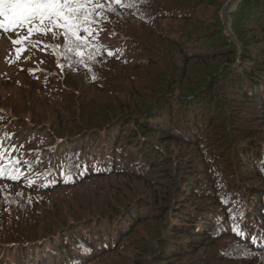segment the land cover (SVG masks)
Listing matches in <instances>:
<instances>
[{
    "label": "trees",
    "instance_id": "obj_1",
    "mask_svg": "<svg viewBox=\"0 0 264 264\" xmlns=\"http://www.w3.org/2000/svg\"><path fill=\"white\" fill-rule=\"evenodd\" d=\"M226 1L104 0L85 63L0 30V264H264V0L240 52Z\"/></svg>",
    "mask_w": 264,
    "mask_h": 264
},
{
    "label": "snow or ice",
    "instance_id": "obj_2",
    "mask_svg": "<svg viewBox=\"0 0 264 264\" xmlns=\"http://www.w3.org/2000/svg\"><path fill=\"white\" fill-rule=\"evenodd\" d=\"M111 2L123 4L124 0H111ZM104 0H0V30L5 33L15 29H27L26 34L16 32V39L12 44L20 45L16 48L17 58L26 50L25 41L33 46H41L43 42L33 40V35H47L52 33L56 38L57 32L63 37V44L66 51L73 53L79 63H85L84 56L90 38L98 30L95 25L100 22L101 13L98 10L105 8ZM83 34V35H82ZM47 48V45H43ZM89 58L92 52L88 51ZM112 56L111 51L107 52ZM58 67L60 65L58 64ZM95 79V77H93ZM6 152L0 144V179L16 181L21 178V161L17 158L14 161H5ZM7 165V167H6ZM29 182L28 186H32ZM232 231L237 236L243 232L236 224V217L233 216Z\"/></svg>",
    "mask_w": 264,
    "mask_h": 264
},
{
    "label": "water",
    "instance_id": "obj_3",
    "mask_svg": "<svg viewBox=\"0 0 264 264\" xmlns=\"http://www.w3.org/2000/svg\"><path fill=\"white\" fill-rule=\"evenodd\" d=\"M243 0H227V2L223 5L220 11V19L222 26L224 28V33L232 39V41L237 44L234 35L231 31V19L230 16L233 14L238 6V4ZM241 49H239V52Z\"/></svg>",
    "mask_w": 264,
    "mask_h": 264
},
{
    "label": "rangeland",
    "instance_id": "obj_4",
    "mask_svg": "<svg viewBox=\"0 0 264 264\" xmlns=\"http://www.w3.org/2000/svg\"><path fill=\"white\" fill-rule=\"evenodd\" d=\"M227 2V1H226ZM225 2V3H226ZM224 3V4H225ZM223 7V6H222ZM220 11H221V9H220ZM219 16H220V12H219ZM221 20V19H220ZM233 33V32H232ZM234 35V34H233ZM234 38H235V40L237 41L236 43H237V47H238V51H239V49H241V46H240V44H239V42H238V40H237V38H236V36L234 35ZM237 51V54H236V59H238V57H239V52ZM217 61H219V62H222V61H220V60H217ZM217 61H208V62H206V63H204L203 65H200V66H198L199 68H201V69H203L202 70V72L201 73H195V76L193 77V80H200V83H201V86L202 85H204V89H206V87H208V84H209V82L211 81V78L210 77H208L207 79H206V73H205V71H204V67L206 66V65H208L209 64V66L211 65V64H213V63H215V62H217ZM197 66V65H196ZM115 111V110H114ZM172 155H176V153H171Z\"/></svg>",
    "mask_w": 264,
    "mask_h": 264
}]
</instances>
